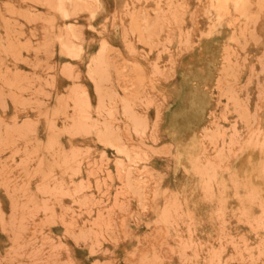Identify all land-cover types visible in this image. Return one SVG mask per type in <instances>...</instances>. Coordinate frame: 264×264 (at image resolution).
<instances>
[{"label": "rangeland", "instance_id": "1", "mask_svg": "<svg viewBox=\"0 0 264 264\" xmlns=\"http://www.w3.org/2000/svg\"><path fill=\"white\" fill-rule=\"evenodd\" d=\"M0 264H264V0H0Z\"/></svg>", "mask_w": 264, "mask_h": 264}]
</instances>
